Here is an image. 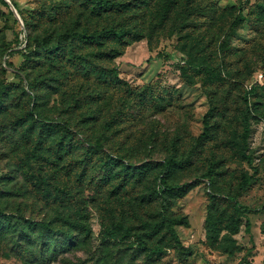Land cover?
Instances as JSON below:
<instances>
[{
  "label": "rangeland",
  "instance_id": "374dc122",
  "mask_svg": "<svg viewBox=\"0 0 264 264\" xmlns=\"http://www.w3.org/2000/svg\"><path fill=\"white\" fill-rule=\"evenodd\" d=\"M5 1H0V63L8 73L0 75V82L5 79L20 86L36 82L27 92L36 94L39 113L72 123L75 143L65 147L61 158L50 154L54 160L51 170L68 182L81 200L92 238L86 243L81 240L79 247L67 253L56 255L51 249L42 257L46 249L34 248L27 239L19 240L18 232H11L0 242V264H264V10L255 5L264 0H209L218 11V26L213 29L206 22L201 30L213 29L218 38L222 36L220 40L240 13L247 17L231 39V51L219 50L217 42L206 49L216 73L226 79L223 84H211L204 75L193 76L191 81L182 77L180 66L193 41L198 40L186 31L183 37L177 32L169 35L168 28L158 30L151 39L148 36L125 45L123 54L113 60L94 58V66H116L120 77L140 92V97L105 85L97 88L92 79L74 75L72 64L53 59L35 39L46 36L53 44L68 31L121 25L126 23L124 17L95 15L84 7L85 0ZM136 18L137 26L149 33V23L138 14ZM211 36L205 44L209 45ZM66 43L68 50L77 47L82 53L99 48L75 44L71 38ZM114 44L110 40L106 46ZM9 62L25 77L24 82ZM255 83L259 88L249 96L252 118L247 153L254 159L250 165L240 156L241 116L246 106L244 94ZM98 92L105 100L95 99ZM15 93L8 103L10 110L0 114V207L25 219L56 221V227L69 225V212L39 201L17 174L2 182L13 172L11 159L5 156L13 146L14 132L4 119L26 112L29 106L28 94L23 99L20 92ZM83 112L91 118L84 121ZM209 112H213L211 132L196 145ZM97 139L102 140L104 149L94 151L90 144ZM17 140H21L18 134ZM117 155L125 161L116 160ZM167 157L181 160L171 169L169 182L192 183L184 195H167L168 213L187 221L176 227L183 247L174 248L168 242L160 255H151L123 243L104 241L102 229L111 217L132 224L160 210L162 198L153 197L151 188ZM126 161L142 170L125 172ZM210 166L215 170L212 177L207 175ZM253 167L257 168L256 182L237 193L243 174H253ZM211 193L217 195L215 209L222 226L240 222L237 233L223 229L218 242L209 237L206 223ZM233 194L251 211L236 216L227 197ZM247 219L250 231L246 230ZM74 232L81 237L77 229ZM225 247L234 253L229 254Z\"/></svg>",
  "mask_w": 264,
  "mask_h": 264
},
{
  "label": "trees",
  "instance_id": "16d2710c",
  "mask_svg": "<svg viewBox=\"0 0 264 264\" xmlns=\"http://www.w3.org/2000/svg\"><path fill=\"white\" fill-rule=\"evenodd\" d=\"M7 3L5 0H0ZM85 0L84 7L95 15L115 14L126 19V23L121 25L105 26L101 28H82L74 29L63 33L55 43L50 44L48 37H36L37 44L49 53L54 59H58L61 64L70 63L75 67L74 75H82L85 79L95 81L97 88L105 85L108 88L119 89L124 91L129 96H139L140 92L135 90L128 81L120 77V73L116 66H94V58L113 60L123 54V47L134 41H139L144 37H153L158 30L168 28V34H182L185 31L188 36H196L197 41H193L192 50L183 65L180 66V72L184 79L191 81V78L205 76V79L211 83L220 85L226 79L219 73H216V67L212 63V58L206 52L210 50L209 46L218 43V49L223 52L231 51V39L236 35L238 27L244 23L247 17L240 13L229 26V31L225 34V38L220 40L213 29L217 25L218 11L214 4L207 0ZM14 3V2H13ZM15 5V3H14ZM256 6L264 10V3L257 2ZM16 6V5H15ZM139 15L144 22L149 23L150 32L148 33L144 27L137 26L136 15ZM148 19V20H147ZM205 21V22H204ZM213 29L203 32L201 27L205 23ZM220 27V24H219ZM212 34L209 45L206 40ZM185 37L184 34H182ZM71 38L72 42L86 43L91 46L99 47L96 51L82 53L73 47L71 50L66 47V41ZM190 39V38H188ZM114 41L116 44L108 45L107 41ZM219 41V42H218ZM202 53V54H201ZM2 58V54H0ZM10 67L16 70L20 81H25V77L19 70L14 67L12 62H9ZM8 70L2 67L0 63V75L4 76ZM0 82V114L6 115L10 110L9 101L11 97L16 95L15 91L20 92L23 99L26 94L29 95V106L26 112L19 115L14 113L11 118L4 119L9 124L14 132L13 146L9 153L5 156L11 159L12 174L4 176L5 179H11L13 174L20 176L29 187L30 191L35 193L39 201L44 202L51 207L64 208L69 212L67 224L62 226H54L52 221H34L25 219L21 216L7 212L0 207V242L11 232L17 233L19 240L27 239L34 248L41 247L46 249L44 254L48 255L50 250L56 255L59 253H67L73 248L79 247L80 241L83 243L89 242L92 238V229L88 225V215L84 212L81 200L76 192L70 188L68 182H62L55 171L51 170L54 164L53 156L61 158V154L66 146L75 143V134L72 123L67 120L57 117L40 114L36 108V94L27 92L28 88H35L36 82H29L28 86H20L19 83H9L5 79ZM264 87V85H263ZM259 88V84L253 86L245 92L244 101L245 109L241 116L242 125V140L243 146L240 151V156L243 160L253 165V157L247 153L248 139L251 130L252 110L249 96L254 94ZM29 91V90H28ZM14 99V98H13ZM95 99L105 100L104 95L95 96ZM112 97H110V100ZM15 101V100H14ZM16 105L14 108H17ZM211 111V110H210ZM213 112H209L204 117V131L196 140V145L202 142L211 132L210 116ZM84 121L91 118V114L83 112ZM108 126L111 125V123ZM17 134L21 140H17ZM74 135V136H73ZM81 144L80 140H77ZM94 151L104 149V144L101 139H97L90 144ZM53 153H52V152ZM52 157V158H51ZM114 159V158H113ZM116 160L125 161L122 155L115 156ZM181 160L174 157H167L161 162V167L155 177L154 186L151 188L153 197H161V208L149 218H141L137 223H127L123 218L111 217L103 229V240L111 243H123L131 249L139 248L149 252L151 255L161 254L168 248V242L171 247L182 248V242L176 227L187 223L186 219L176 216L173 213H168L167 195L179 194L184 195L191 187V182L185 183H170L168 180L171 169L180 164ZM254 168V167H253ZM125 172H140L142 169L137 164L125 162L123 165ZM213 166L209 167L208 177L214 175ZM257 168H254V173L251 175L243 174L238 186L237 193L246 191L254 184ZM0 187V195H2ZM210 204L208 207L207 226L209 237L214 241H219V234L223 229H227L231 233L239 231L240 222L233 226H222L223 220L215 209V201L218 200L217 195L211 193L209 195ZM228 200L232 203L236 216L248 213L251 208L242 204L237 199V194L228 195ZM75 210H71L72 208ZM250 219L246 220V230L250 231ZM75 229L81 233L76 236ZM39 232L38 234H34ZM53 240V243H52ZM225 251L229 254L234 253V249L225 247ZM31 253L35 250L31 249ZM248 264H253L249 262Z\"/></svg>",
  "mask_w": 264,
  "mask_h": 264
},
{
  "label": "water",
  "instance_id": "95a60500",
  "mask_svg": "<svg viewBox=\"0 0 264 264\" xmlns=\"http://www.w3.org/2000/svg\"><path fill=\"white\" fill-rule=\"evenodd\" d=\"M10 3V0H7Z\"/></svg>",
  "mask_w": 264,
  "mask_h": 264
}]
</instances>
